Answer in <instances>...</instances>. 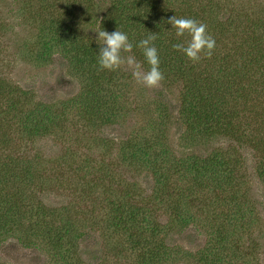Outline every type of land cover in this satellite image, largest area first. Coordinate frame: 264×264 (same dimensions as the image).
Returning <instances> with one entry per match:
<instances>
[{
  "label": "rangeland",
  "instance_id": "obj_1",
  "mask_svg": "<svg viewBox=\"0 0 264 264\" xmlns=\"http://www.w3.org/2000/svg\"><path fill=\"white\" fill-rule=\"evenodd\" d=\"M72 1L0 0V99L18 101L22 117L38 104L52 109L49 117H40L48 129L39 138L24 135V120L0 114V164L7 158L33 159V180L21 185L28 184L32 203L73 219L69 220L81 232L74 251L67 255L81 264H132L137 252L122 248L127 235L112 231L110 223L111 207L120 201L126 209L134 204L144 210L128 223L139 238L150 240L153 225L162 228L155 235L169 252L162 264H264V177L258 167L264 157V86L251 87L247 106L239 105L231 118V134L218 133L203 141L185 137V127L172 118L159 136L156 129L164 124L157 105L168 104L169 110H175L181 81L171 75L159 88L148 89L136 83L132 69L124 65L105 70L111 81H102L101 93L111 106L106 113L109 120H102L79 102L81 91L90 84L86 74L71 70L73 65L61 62L55 53L50 59L35 58L45 30L56 24L52 18L71 7ZM191 6L197 12L191 18L205 23L215 39L214 52H229L239 62L241 52L234 51L236 47L254 32L263 34L264 0H192ZM176 10L186 13L188 8L179 4ZM205 59L188 61L193 68L187 75L190 80L198 70L203 74L209 68ZM93 82L99 87L100 81ZM0 107H5L2 99ZM148 135L151 142L162 141L169 149L168 158L164 155L152 169L137 159L124 161L121 144ZM216 151L228 159L223 180L185 189L193 186L175 171L178 161L188 155L211 157ZM108 199L114 202L105 204ZM14 237L0 240L1 264H65L53 258V248L39 237L30 247L21 246Z\"/></svg>",
  "mask_w": 264,
  "mask_h": 264
},
{
  "label": "trees",
  "instance_id": "obj_2",
  "mask_svg": "<svg viewBox=\"0 0 264 264\" xmlns=\"http://www.w3.org/2000/svg\"><path fill=\"white\" fill-rule=\"evenodd\" d=\"M72 2L71 7L60 12V16L52 18L56 24L53 29L47 27L45 30L44 40L38 43L35 58L39 61L44 60L45 57L50 59L53 56L51 54L55 53L61 62L73 65L71 70L80 71L84 77L86 74L87 78H90L88 79L90 84L81 91L79 102L85 104V110L94 112V116L100 114L102 120H109L106 113L111 105L101 93V84L103 80L109 82L111 79L108 76L110 73H106L105 70L98 71L97 54L100 45L96 41L97 33L94 31L100 28L109 33L117 29L126 33L129 41L133 43L130 55L146 67L149 66L142 50L137 48L136 44L146 38L150 32L158 36L154 44L159 55L160 70L165 78L172 75L175 81L179 78L182 84L181 96L175 110H169L168 104H165V107L157 105L159 117L164 124L163 127L159 125L156 129L159 136L163 135L165 126L169 125L172 118L185 127L183 131L185 137L199 138L203 141L210 139L211 136L215 137L218 133L231 134L234 131L230 127L231 118L238 114L239 105L247 106L251 87L256 84L264 86V55L262 54L264 31L263 34L252 33L251 37L245 38L243 43L236 47L234 51L241 52V62L229 52H214L210 59H205L209 68H205L203 74L202 70H198L190 80L187 75L192 74L193 68L189 66L188 60L182 53L172 48L173 44L183 42L184 37L177 38L167 20L173 15L195 17L197 12L190 9L194 8L191 6L192 0H73ZM177 2L186 6L188 11L183 13L176 10L179 5ZM63 13L66 16L64 18ZM204 21L209 23L205 18ZM49 24L51 25L52 21ZM95 73L98 74L96 78ZM95 79L97 82L100 81L99 87L94 86ZM22 94L26 95V93ZM1 99L4 100L5 107H0V114L6 119L24 120L27 125L23 126V133L28 138L37 136L39 138L48 129L44 128L40 117L41 115L49 117L52 112L49 106L38 104L22 117L20 115L22 107H19L18 101L11 98ZM243 137L249 138L244 133ZM120 147L124 161L134 162L137 159L139 162H146L145 166L150 169L156 167V162L163 159L164 155L168 158L169 153V149L163 146L162 141L151 142L150 135L145 139L139 138V141L126 140ZM154 147L159 148V151H154ZM205 155H188L178 161L175 171L182 173L193 186V189L190 186L185 189L192 191L198 185L209 186L210 183L217 185L223 180L224 174H227L228 159L224 157V152L216 151L211 157ZM9 159H5L0 164V240L12 235L21 246L30 247L37 244L36 237H39V240L53 248L55 260L61 258L65 264H81L78 259L73 260L67 255L74 248V240L81 232L76 230L70 221L73 219L68 215H58L51 207L48 209L42 203H32V197L26 191L29 188L28 184L21 185L26 181L31 183L33 180L32 175L36 172L33 159L24 162ZM20 164L24 165L22 169ZM258 167H260V175L264 177V157ZM19 181H21L20 185H18ZM131 199L124 198L126 202ZM113 202L114 200L108 199L105 204ZM125 207L127 205L123 201L113 203L110 223L112 231L120 232L122 236L127 235L122 248L137 252L132 264H162L161 261H165V257L169 255L162 239L155 238L162 228L158 224L153 225L152 233L149 234L150 240L139 238L129 224L142 212L144 213V210L134 204L127 208L129 210ZM27 220L30 224L25 225ZM20 230H23V233L19 235ZM28 230H36L38 234L32 237Z\"/></svg>",
  "mask_w": 264,
  "mask_h": 264
},
{
  "label": "clouds",
  "instance_id": "obj_3",
  "mask_svg": "<svg viewBox=\"0 0 264 264\" xmlns=\"http://www.w3.org/2000/svg\"><path fill=\"white\" fill-rule=\"evenodd\" d=\"M174 29L177 38L184 37L183 42L172 45L174 50L182 53L191 63H198L202 58L210 59L216 47L215 39L208 33L207 25L193 18L177 17L173 15L167 20ZM97 33L96 41L100 45L97 54L98 71H116L126 65L132 69V75L136 83L148 89L161 86L164 74L160 70V60L154 42L158 36L151 33L141 39L136 47L142 50V54L148 64V69L143 70L142 65L132 53L133 43L129 41L126 33L115 30L111 33L101 28Z\"/></svg>",
  "mask_w": 264,
  "mask_h": 264
}]
</instances>
